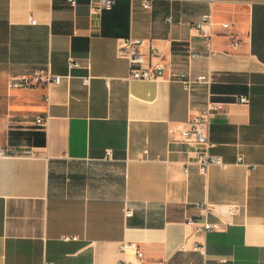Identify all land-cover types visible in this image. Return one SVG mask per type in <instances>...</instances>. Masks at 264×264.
<instances>
[{"label": "crops", "instance_id": "obj_1", "mask_svg": "<svg viewBox=\"0 0 264 264\" xmlns=\"http://www.w3.org/2000/svg\"><path fill=\"white\" fill-rule=\"evenodd\" d=\"M95 1L0 0V264H264V0ZM127 38L161 77L128 79ZM209 105L202 175L181 130Z\"/></svg>", "mask_w": 264, "mask_h": 264}, {"label": "built area", "instance_id": "obj_2", "mask_svg": "<svg viewBox=\"0 0 264 264\" xmlns=\"http://www.w3.org/2000/svg\"><path fill=\"white\" fill-rule=\"evenodd\" d=\"M70 5L75 4V0H68ZM114 4V0H96L94 2V8L92 13H97L100 10H110ZM143 7L147 8V1L143 2ZM29 22L34 24L35 21L30 17ZM222 27H227V24H222ZM211 28V18L210 14H204L201 17L200 22L194 25V30L201 36L208 38V30ZM143 41L138 39H122L118 46V55L123 57L128 62V79H139V80H154L162 76L165 71V66L160 63H150L147 61L148 55L155 56L156 50L152 45H149V53L145 54L142 51ZM232 46L235 47L236 44L232 43ZM76 66V63H70V66ZM169 77L171 79L180 80L184 86L188 87L192 82H208L209 78L204 75H199L194 78L187 76L185 73H178L169 71ZM59 76H41L35 75L31 78L24 79H14L12 84L16 86L31 87L36 85L39 82H54L59 83ZM89 77L82 78V84L88 85ZM239 102L247 103L248 99L245 96H239ZM212 108L211 105L207 109L198 111L196 114L191 116L188 120L186 127L181 130V139L183 142L190 143L193 150V161L197 166V170L200 174L205 175L209 166L221 164L220 158L218 156L209 155L207 149L212 146V143L208 140L206 130L208 126V111ZM42 121V119H40ZM11 154V148L0 149V156ZM186 164L184 166V171H186ZM207 211V210H206ZM131 215L130 209L124 210V217H129ZM205 217V216H203ZM202 228L204 230L217 229L219 228L218 224H212L206 220L202 221ZM62 240H76V236H62ZM126 247L132 248L135 251V255L138 259H141L142 252L139 250L138 246L135 243L122 242L120 249L124 251ZM119 264H130L129 261L122 260Z\"/></svg>", "mask_w": 264, "mask_h": 264}, {"label": "trees", "instance_id": "obj_3", "mask_svg": "<svg viewBox=\"0 0 264 264\" xmlns=\"http://www.w3.org/2000/svg\"><path fill=\"white\" fill-rule=\"evenodd\" d=\"M124 2H126V1H124Z\"/></svg>", "mask_w": 264, "mask_h": 264}]
</instances>
